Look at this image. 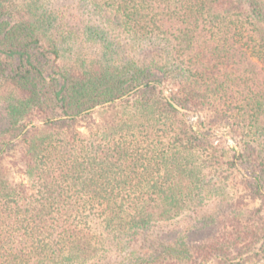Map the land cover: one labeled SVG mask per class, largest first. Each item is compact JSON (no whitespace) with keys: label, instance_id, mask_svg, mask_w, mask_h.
<instances>
[{"label":"trees","instance_id":"obj_1","mask_svg":"<svg viewBox=\"0 0 264 264\" xmlns=\"http://www.w3.org/2000/svg\"><path fill=\"white\" fill-rule=\"evenodd\" d=\"M49 2L0 0V166L16 156L27 180L0 172V264H105L125 236L221 197L205 167L261 200L255 216L223 199L131 264L264 262V0H79L77 52ZM214 130L239 139L228 160Z\"/></svg>","mask_w":264,"mask_h":264},{"label":"rangeland","instance_id":"obj_2","mask_svg":"<svg viewBox=\"0 0 264 264\" xmlns=\"http://www.w3.org/2000/svg\"><path fill=\"white\" fill-rule=\"evenodd\" d=\"M47 8L53 9V11L56 12L55 17H59L58 22L59 25H61L60 35L62 36L64 34V36L69 37L70 40L74 41L71 46L73 48V52H77L79 50L77 46L82 40L81 33L77 34V32L82 30L81 20L86 16L79 10V0H50ZM72 33L76 35H72ZM76 36H78V42L75 40ZM84 46L87 54L95 56L99 53L98 45L92 46L85 41ZM182 112L185 114V120L194 126L195 129L205 119L202 115H193L184 110ZM106 114L107 113H105L104 110L97 108L93 112L92 116L79 121V132L85 135L91 134L96 130L97 126L101 123V120H103ZM110 114L111 113H108V115ZM211 136L214 145L220 146L224 149L225 160H228L230 156H233L235 151H239V139L230 134L228 130H214L211 133ZM0 172L4 173L14 184H27L25 175L21 172L20 167L16 166V156H10L3 160L0 166ZM204 174V176H206V182L212 183V185L217 188L224 187L221 197L220 195L218 197L216 195L214 203L213 201H208L201 207L187 210L183 215L176 219L161 222L159 224L154 223L149 230L148 235L125 236L124 245L126 249L122 251L120 250V247L114 249L108 248V251L104 253L105 264H131L130 258L132 251L138 252L140 256H145L147 253L156 256L165 252V246L178 241L182 237L185 239L184 237L188 234L186 233L187 229L198 225L200 220L203 218V215L212 214L215 211V208L218 209L221 205H224L225 202L223 203V201H221L223 199L225 201L229 200L230 204L242 201L243 204L238 207L241 206V208H243V212L245 214L243 217L244 220L251 219L255 216L257 211L263 205L261 200H254L245 190H243L242 187L233 186L232 180H224L217 172L212 171V169L205 167ZM222 174L226 175L228 173L223 172ZM221 180L223 184L221 183ZM256 216L258 217V215ZM192 236L194 238L193 233ZM164 258L166 257L164 256ZM208 264H215V262L212 261ZM260 264H264V262Z\"/></svg>","mask_w":264,"mask_h":264}]
</instances>
